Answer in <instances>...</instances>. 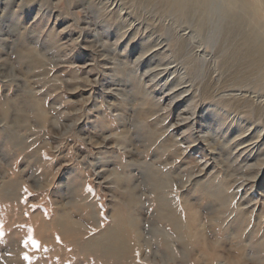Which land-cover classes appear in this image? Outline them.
<instances>
[{
    "label": "rangeland",
    "instance_id": "obj_1",
    "mask_svg": "<svg viewBox=\"0 0 264 264\" xmlns=\"http://www.w3.org/2000/svg\"><path fill=\"white\" fill-rule=\"evenodd\" d=\"M0 264H264V0H0Z\"/></svg>",
    "mask_w": 264,
    "mask_h": 264
},
{
    "label": "bare ground",
    "instance_id": "obj_2",
    "mask_svg": "<svg viewBox=\"0 0 264 264\" xmlns=\"http://www.w3.org/2000/svg\"><path fill=\"white\" fill-rule=\"evenodd\" d=\"M191 208H194V206H191ZM117 217H119V216H117ZM118 219H119V218H118ZM121 219H123V217H122ZM119 220H120V219H119ZM124 220H125V219H124ZM115 221H116V217H115ZM121 221H122V220H121ZM117 223H118L119 226H120V223H121V225H122L124 222H123V223H122V222L119 223V221H118ZM124 224H125V223H124ZM124 224H123V225H124ZM125 225H126V224H125ZM175 225H176V224H175ZM123 227L125 228V226H123ZM124 228H123V230H124ZM127 228H128V227H127ZM127 228H125V229H127ZM131 229H132V228H131ZM122 233H123V232H122ZM120 234H121V233H120ZM120 234H119V235H120ZM124 234H126V233L124 232ZM122 235H123V234H122ZM114 236H115V235H114ZM116 236H117V234H116ZM118 238L121 239L120 236H119ZM129 238H130V237H129ZM119 246L122 247V244H120ZM119 246H118V247H119ZM120 247H119V248H120ZM133 248H134V247H133ZM125 250H127V249H125ZM235 262H236V261H235Z\"/></svg>",
    "mask_w": 264,
    "mask_h": 264
}]
</instances>
